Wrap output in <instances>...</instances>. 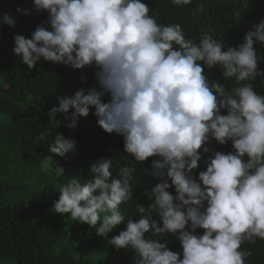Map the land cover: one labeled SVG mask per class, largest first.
I'll use <instances>...</instances> for the list:
<instances>
[{
	"label": "clouds",
	"instance_id": "1",
	"mask_svg": "<svg viewBox=\"0 0 264 264\" xmlns=\"http://www.w3.org/2000/svg\"><path fill=\"white\" fill-rule=\"evenodd\" d=\"M171 3L184 6L192 0ZM33 5L48 16L31 38L14 36L12 51L22 63L31 70L43 58L74 69H97L96 85L58 96L52 117L63 113L71 121L65 126L75 129L94 108L99 127L122 135L124 151L136 162L158 157L149 174L162 182L147 193L152 203L147 209L138 206L143 217L128 218L125 229L108 243L133 249L136 264H245L250 252L241 245L264 240V94L242 83L264 76L254 47L264 45V18L252 25L244 43L225 48L208 32L197 43L185 36L181 24H158L142 0H33ZM16 11L29 15L26 9ZM0 23L16 25L7 13ZM217 66L236 87L209 81L205 67ZM50 131L41 132L40 139ZM212 140L220 145L231 141L233 150L213 151L206 170L194 179L193 170ZM75 149V139L56 132L49 150L65 156ZM117 166L114 176L113 160L101 158L91 165V181L82 185L69 179L59 189L55 212L70 214L107 237L125 222L121 205L133 195L135 167ZM171 186L175 195L168 191ZM150 229L173 234L182 253L166 241L146 238Z\"/></svg>",
	"mask_w": 264,
	"mask_h": 264
},
{
	"label": "trees",
	"instance_id": "2",
	"mask_svg": "<svg viewBox=\"0 0 264 264\" xmlns=\"http://www.w3.org/2000/svg\"><path fill=\"white\" fill-rule=\"evenodd\" d=\"M150 8V15L158 24H181L187 38L199 42L203 32L210 33L227 47L244 43V37L253 24L264 18V0H192L190 5L177 6L171 0H142ZM203 5L201 11H197ZM26 9L23 15L16 9ZM10 15L15 28L0 23V264H136L133 249H116L108 241L125 229L128 218L139 220L152 203L147 193L162 179L154 177L152 161L136 162L124 151V138L107 133L97 124L95 109L87 117H80L75 129L66 127L63 113L54 118L50 109L58 106V96H73L80 88L96 85L95 66L74 69L50 61L40 62L31 70L22 63L12 49L14 36L31 38L32 32L47 20L46 11H36L33 0H0V18ZM48 30L50 27L44 25ZM261 57L258 70L264 71V45L254 44ZM202 63V62H201ZM209 81H219L226 89L236 87L234 79L224 80L219 67H205ZM86 77L82 82L81 77ZM254 89L264 94V76L250 81ZM108 102L110 96L103 97ZM74 109H70V112ZM60 123H57V122ZM52 130L44 139L40 133ZM76 141V149L65 156L50 152L55 133ZM210 151L202 154L199 167L193 170L194 179L206 170V160L213 151L231 152L232 142L220 145L212 140ZM202 152V149H201ZM101 158L113 160V175L119 166H134L132 200L121 205L125 222L116 226L107 237L98 235L86 223L72 220L70 214H59L54 202L59 199V189L69 179L77 178L83 185L94 177L91 165ZM166 178V177H165ZM171 184V181H168ZM168 191L175 195V187ZM104 213L101 214L103 218ZM158 225L159 215L151 213ZM196 234L202 235L203 229ZM145 237L155 239L174 252L182 253L179 240L171 233L154 234L150 229ZM241 249L250 255L245 264H264V240L245 242Z\"/></svg>",
	"mask_w": 264,
	"mask_h": 264
}]
</instances>
